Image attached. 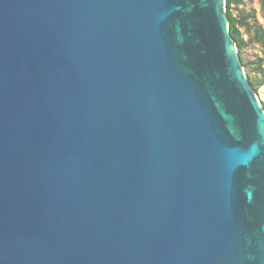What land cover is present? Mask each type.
Masks as SVG:
<instances>
[{
  "label": "water",
  "instance_id": "water-1",
  "mask_svg": "<svg viewBox=\"0 0 264 264\" xmlns=\"http://www.w3.org/2000/svg\"><path fill=\"white\" fill-rule=\"evenodd\" d=\"M224 5L0 0V264H264Z\"/></svg>",
  "mask_w": 264,
  "mask_h": 264
},
{
  "label": "trees",
  "instance_id": "trees-1",
  "mask_svg": "<svg viewBox=\"0 0 264 264\" xmlns=\"http://www.w3.org/2000/svg\"><path fill=\"white\" fill-rule=\"evenodd\" d=\"M251 1L253 0H224V6L229 34L237 48L240 64L245 69L249 85L257 95L264 85L263 58L246 62L243 55L249 45L264 48V26L259 23L255 11L244 12V8ZM260 8L264 12V0H260ZM262 109L264 110V103H262Z\"/></svg>",
  "mask_w": 264,
  "mask_h": 264
},
{
  "label": "rangeland",
  "instance_id": "rangeland-1",
  "mask_svg": "<svg viewBox=\"0 0 264 264\" xmlns=\"http://www.w3.org/2000/svg\"><path fill=\"white\" fill-rule=\"evenodd\" d=\"M248 10L255 11L259 23L264 26V12L260 8V0H253V1L249 2L247 4V6L244 8V12H246ZM243 55H244L246 62H252L256 58H263V61H264V48L261 49L258 46L249 45L245 49ZM244 72H245V69H244ZM245 74H246V72H245ZM256 98L258 99V102L262 106V103H264V85L259 89V92L256 95Z\"/></svg>",
  "mask_w": 264,
  "mask_h": 264
}]
</instances>
